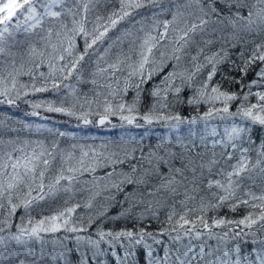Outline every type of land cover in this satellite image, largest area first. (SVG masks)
Returning a JSON list of instances; mask_svg holds the SVG:
<instances>
[{"label": "snow or ice", "instance_id": "obj_1", "mask_svg": "<svg viewBox=\"0 0 264 264\" xmlns=\"http://www.w3.org/2000/svg\"><path fill=\"white\" fill-rule=\"evenodd\" d=\"M109 3L111 0H0V63L5 56L13 57L11 71L0 74V105L18 107L23 100L31 109L25 116L47 120L40 111L43 108L45 112L75 118L85 126L114 129L160 124L175 130V142L160 137L154 145L145 147L143 138L137 141L128 137L100 145L75 142L69 148H61L60 143L68 134L49 128L52 137L49 147L46 139L21 140L20 136L25 129L29 136L39 135L44 125L0 114V214L5 212V201L10 207L0 220V264H264L261 234L264 233V141L255 160L247 148L239 149L238 158L231 153L225 158L223 153L209 155L200 151L206 143L205 134L218 135L215 121L225 122L226 140L214 143L230 146L233 151L238 150L237 141L243 142L251 131L247 124L232 123L229 127L235 117L264 128V91L254 93L257 103L245 104L253 95L252 88L264 81V0H119V11L113 7L105 16L101 9L106 12ZM138 9L146 11L134 15L133 10ZM93 12L95 23L89 31L87 25ZM126 18L130 26L117 29ZM113 29L118 34L110 36ZM21 35L26 40H21ZM33 37L37 39L33 41ZM78 37L84 40V50L76 55ZM24 43L28 59L22 58L17 67L12 50ZM102 45L107 46L100 52L98 46ZM161 48L164 50L159 51L157 61L155 54ZM237 48L239 64L231 57V51ZM89 55L98 57L90 82L97 85V77L110 81L104 85L107 94L96 91L91 99L75 85L62 83L74 74L78 83L82 81L81 62ZM112 56L114 59L110 60ZM185 59L191 67L178 71ZM101 60L106 66H101ZM26 63L32 67L26 69ZM45 64L49 71L40 72L39 76L45 83L37 86L34 70ZM169 64L172 70L153 86L150 93L153 102L141 114V85L164 73ZM223 64H230L242 74L240 78L224 77L238 84L240 92L222 91L220 84H211ZM254 68L258 69L257 79L245 85L243 77ZM125 71L127 76L121 89L117 74ZM205 71L206 79L197 84ZM23 75L33 80L32 92L49 91L46 86L49 80L56 94H60L61 88L67 91L59 103L30 101L26 99L29 85L19 79ZM136 77L139 80L133 83ZM132 87L136 90L132 103L115 104L108 98L121 91L126 94ZM186 90L191 91L187 105L196 109L209 105L207 111L188 117L176 112V105L185 103L181 93ZM234 100L241 102L232 112L229 103ZM217 103L222 106L216 107ZM112 117L118 118L119 125L113 123ZM140 119L143 124L137 123ZM201 123L202 130L193 127ZM184 125L188 127L183 129ZM247 139L255 143L250 134ZM218 155L227 168L218 170L220 179L207 180V192L201 195L205 191V169L211 173L219 165ZM233 159L235 163H230ZM98 169H105L103 176L95 175ZM85 173L92 174L90 180L81 179ZM257 187L259 193L253 190ZM77 191L89 193L84 204L87 209L98 198L103 200L95 218L90 216L86 226L83 223L77 226L73 221L79 204L38 220L29 216L25 222L21 217V222L13 225L10 219L21 205L27 210L61 192ZM238 192L243 195L238 196ZM198 197L201 213L230 201L232 211L241 204H250L260 212L255 217L249 213L239 221L215 219L212 225L200 215L197 220L207 230L204 239L205 233L196 227L197 220L188 217L189 212L197 210ZM177 204L185 211L174 225ZM190 204L194 206L190 208ZM117 205L119 211L110 216V209ZM164 210L167 216L161 222ZM120 220L131 226L104 228L107 222ZM153 220L161 223V227L149 231ZM232 224L236 228L222 235L212 231L214 227L227 228ZM257 224L259 228L253 231V225ZM181 230L183 237L179 234ZM61 232L62 236L45 239L48 234ZM210 240H215V245ZM194 241H199V245Z\"/></svg>", "mask_w": 264, "mask_h": 264}, {"label": "trees", "instance_id": "obj_2", "mask_svg": "<svg viewBox=\"0 0 264 264\" xmlns=\"http://www.w3.org/2000/svg\"><path fill=\"white\" fill-rule=\"evenodd\" d=\"M113 7L119 11V0H111V3H109L108 5V9L105 12L103 10V8L101 9V14L107 16L111 10L113 9ZM146 9H138V10H133V14L135 15L136 12H140L143 13L145 12ZM95 16L96 13L93 12L90 16H89V23L87 25L89 31L92 30L93 28V24L95 23ZM137 19H139V17H137ZM130 26L128 23V18H126L124 21H121L120 24L117 25V29H123L124 27ZM137 27H139V25H137ZM162 31V29H161ZM117 31L116 29H113L109 32L110 36H115L117 35ZM21 40H26V36L25 35H21L20 36ZM37 38L33 37V41H35ZM107 45H102V46H98L100 52H103V47H106ZM84 50V40L82 37H78L77 39V50H76V55H79L81 52H83ZM164 49H159L156 51L155 54V59L157 61H159L160 56H159V51H163ZM13 53L15 54L14 59L16 61V66L18 67L19 64L22 62V58L24 61H27V43H24L23 45H18L16 48H13ZM170 51V49H169ZM240 49H233L231 51V57L233 60L236 61L237 64L240 63V61L238 60V53H239ZM91 52V50H90ZM194 54V52H193ZM12 59L13 57H8L5 56L3 58V63H0V74H7L8 71H11L12 69ZM109 59H114V56L109 57ZM98 60V57L95 55H89L86 56L84 61L81 62L82 65V76L83 79L81 82H77L76 78H75V74L73 75V77L69 78L68 80H63L62 83L63 84H73L75 85L78 90L83 94V93H87L89 98L91 99L94 95L96 91H100V92H104L105 94H107V89L106 87H104V85L107 82L110 81H105L104 78L101 77H97V85H93L90 81L92 79L91 73L95 70L96 67V61ZM174 63V61L172 62ZM101 66H106L104 64V61L101 60L100 61ZM28 67H32L31 64H27L26 63V69ZM185 67H191V64L185 59L182 60L180 63V67L178 69V71H182ZM171 64H169V66L167 68H165V72L161 73L159 75H156L153 77V79L151 81H149L147 84L145 85H141V88L143 89L142 93H141V103L139 105V112L141 114H143L144 112H146L149 107L151 106L153 100L152 97L150 96V93L152 91V88L155 84H158L160 82V80L162 79L163 75L166 74L168 71H171ZM49 71L47 64H45L44 66H42L39 69H35L34 73L35 76L37 77L35 83L37 84V86H40L41 84H44L45 81L43 79H40V72H44L45 74H47ZM258 71L257 68H254L252 70L249 71L247 76L243 77V83L245 85H247L251 80L253 79H257L255 72ZM119 76V86L121 89L124 88V78L127 76V72L125 71L123 74L118 73L117 74ZM241 73L236 70L235 68L231 67L230 64H223L220 66V70L217 73V75H215L213 77V80L211 82V84L213 86H215L216 84H220L221 85V90L222 91H230V92H240V86L238 84L233 83L230 79H225L224 77H235V78H240L241 77ZM145 76H147V71L145 72ZM207 77V71L203 72L201 74V76L199 77V79L197 80V84H199L202 80L206 79ZM20 82L24 83V84H28L29 85V95L26 99L33 101V102H39V101H48V100H55L57 103H59L60 99L63 97V94L66 93V89L61 88V92L60 94H56L55 90L52 89V81L49 80L47 81V87L49 88V91H45V92H32L31 91V84L33 83V80L28 76V75H23L21 77H19ZM139 77L133 78V83L138 82ZM60 82V81H58ZM115 83L113 82V87H115ZM210 91V89H209ZM244 91H247V88L244 89ZM252 93L253 95L249 96L248 101L245 102V104H250V103H257V97L254 95V93L258 92V91H264V81L261 82V85L258 87H253L252 88ZM242 95V93H240ZM191 95V91L190 90H186L185 92L181 93V96L184 98L185 103L183 104H178L175 107V111L179 112L182 116L188 117L191 115H196L198 112L199 113H203L204 111H207V108L209 107V105H201L199 107V109H196L194 107H190L187 105L186 103V99L188 96ZM136 96V90L134 87L129 88L127 93L125 94L123 91H121V93L115 97L112 96H108V98L110 100L113 101V103L115 104H119L122 102H126V103H132L134 97ZM103 96L100 97L101 103L103 102ZM240 100H234L231 101L229 103V109L232 112H235L237 110V107L240 104ZM222 105L220 103L216 104V107H221ZM30 106L26 103L23 102V100H21L19 102V106H9L7 104L4 105H0V114L2 115H7V116H11L14 119H18V120H23L27 123L36 125V124H41L44 125L45 128L44 130L39 134V135H33V136H29L28 135V130L25 129L21 134V140H23L24 138H28V139H46L49 142V147L51 144V140L52 137L51 135L48 133L47 129L51 128L54 131L55 130H59L62 132H66L68 135L65 139H63L60 143V147L61 148H69L70 145L72 143L75 142H87V143H94L96 145H100L102 142H111V141H119L121 138H128V137H134L137 141L141 140V138H143V143L145 145V147L149 146V145H154L157 142V139L160 137H169L173 139V142H175V136H174V131L175 130H168L166 128H164L162 125L160 124H154L152 126H145L143 128H135V127H131V126H125L123 128L121 127H117V128H106V127H102V126H96V125H83V124H78V122L76 121L75 118H70L67 116H64L60 113H49V112H45L44 109H40V111L43 113L44 116H47L48 119L45 120L43 119L41 116H25V113L30 111ZM127 114V113H125ZM93 119L95 120L96 117H93ZM114 124L119 125L120 121L118 120V118L116 117H112L111 118ZM137 123L139 124H143V120H137ZM232 123H235L237 125L240 126H244V125H249L251 127V131L250 133L245 135V139L243 142L241 141H237V145H238V150L233 151V149L229 146V147H223L218 143H214L215 141H220L221 139H225L226 137L224 136V128H225V122L223 121H215L214 124L217 126V131H218V135L216 136H211L208 134H205V139H206V143L201 145L200 147V151L201 153H208L209 155L212 152H216V153H223L225 158L227 156L228 153H231L233 155V157H237L239 156V149H243V148H247L249 149V153L250 156L253 160H255L256 158V151L259 148V145L262 141H264V128H262L259 125H250V122L248 121H241L239 119V117H235L233 121L228 123V126L230 127ZM188 126L184 125L182 126L183 129H186ZM195 128L198 129H203L204 125L201 123L199 125H195L193 126ZM210 129V126H209ZM33 131H35L33 129ZM127 134V136H126ZM251 135L252 141H254L255 143H251L248 141L247 139V135ZM16 133H12V136H15ZM73 137H75V139H73ZM5 139H7V137H5ZM199 143V140H198ZM10 150V148H9ZM79 155V152L77 151V156ZM217 159L220 160L219 165H217L216 167L213 168L211 173H208L207 169H205V173H204V185H205V191L201 193V195H204L207 192V188H206V183L208 179H220L221 177L219 175H217V172L220 168H227V165L224 163V159H221L220 156L218 155ZM230 163H235V159H233L232 161H230ZM105 172V169H98L95 173L96 176H103ZM257 176H259V173H257ZM92 177V174L89 173H85L81 179L82 180H90ZM256 184H259V179L256 180ZM216 189L213 188V191H215ZM254 191H256L257 193H259V188H254ZM35 195V193H34ZM243 193L242 192H238V196H242ZM89 197V193L86 191H77L75 193H59L57 196L52 197V198H47L44 201H40L39 203H35L33 204L29 209H25L22 205L21 207H19L17 209V211L15 212L14 215H12L10 217L13 225L18 224L21 222V217H24L25 222H27V220L29 219V216L33 219V220H38L44 216H51L56 214L58 211L63 210L66 207H70L72 205L75 204H79L80 207H78L76 209V212L73 214V221L74 223L77 224V226H79L80 223H83L85 226L88 223V219L90 216H92L93 218H95V214L96 212L99 210V205L100 203L103 202L102 198H98L96 201L93 202V207L91 209H87L84 207V204L87 202ZM65 201H68V203L66 204ZM16 203H20L19 200L15 201ZM231 203H225L223 206L216 208V209H212L209 208L206 211H204L203 213H201L198 209H199V197L197 198V200L195 201V207H196V211L194 212H189L188 213V217L189 219L192 220H197V217L200 215H203L204 220L209 224L212 225L213 221L215 219H227V220H231V221H239L240 219H243L246 215H248L249 213H252L253 216H258L259 215V208H253L251 207V205H240L237 207L236 211H232L230 209L229 204ZM258 203V202H257ZM194 205L190 204L189 207H193ZM177 216L174 217L173 220V224L175 225V221L179 219V214H182L185 210L179 205L177 204ZM10 211V207L7 205V201H5V212L3 214H0V220L4 219V216L7 215V213ZM119 211V206L117 205L114 208H111L109 211V215H115L117 212ZM166 216H167V210H164L160 216V221L163 222L166 220ZM147 223V222H146ZM128 225L129 227L131 226V224L125 220H120V221H109L104 225V228L107 229H119L124 227L125 225ZM161 227V223H158L157 221L153 220L151 222V226L149 227V231L152 230H156L158 228ZM178 227V226H177ZM186 227H190V225L186 226ZM196 227L201 229V231H203L205 233L204 235V239H207V230L203 229V226L199 223V221L197 220L196 223ZM241 228H243L244 226H240ZM230 228H236L235 224L229 225L227 228L221 226V227H214L212 228V231L218 234H223L224 231H228ZM259 228V225H253L252 230L256 231ZM14 230V229H13ZM239 230V229H237ZM90 231L95 232V225L93 226L92 229H90ZM244 231L247 232L248 229L244 228ZM182 237L185 235L184 232L181 230L179 233ZM262 235H264V233H261ZM53 235H63V232L61 233H57V234H48L45 236V239H52ZM173 235H176V233L174 232ZM186 242V240H185ZM195 244H197V246L199 245V241H194ZM209 243L215 245L216 241L215 240H210ZM198 250V249H197Z\"/></svg>", "mask_w": 264, "mask_h": 264}]
</instances>
